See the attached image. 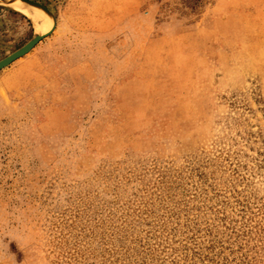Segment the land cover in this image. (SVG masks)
<instances>
[{
    "label": "rangeland",
    "instance_id": "rangeland-1",
    "mask_svg": "<svg viewBox=\"0 0 264 264\" xmlns=\"http://www.w3.org/2000/svg\"><path fill=\"white\" fill-rule=\"evenodd\" d=\"M32 1H0V60L42 36L0 70V264H264V0Z\"/></svg>",
    "mask_w": 264,
    "mask_h": 264
},
{
    "label": "water",
    "instance_id": "water-1",
    "mask_svg": "<svg viewBox=\"0 0 264 264\" xmlns=\"http://www.w3.org/2000/svg\"><path fill=\"white\" fill-rule=\"evenodd\" d=\"M0 1H7V2H14L17 0H0ZM24 2L27 5H32L40 8V5L32 0H20ZM42 39V36L36 35L33 37L26 45H24L22 48L14 52L13 54L9 55L8 57L0 60V70L8 67L13 62L18 60L19 58L25 56L28 54Z\"/></svg>",
    "mask_w": 264,
    "mask_h": 264
},
{
    "label": "bare ground",
    "instance_id": "bare-ground-1",
    "mask_svg": "<svg viewBox=\"0 0 264 264\" xmlns=\"http://www.w3.org/2000/svg\"><path fill=\"white\" fill-rule=\"evenodd\" d=\"M14 2H17V3H15V4L18 5L17 7L20 10H22L26 15H28V16L32 17L34 20L38 21L39 26H42V25L45 26V24L49 21V20L46 19L47 17H45V15L43 13L39 12L38 9H35V8L31 7V5L29 6V5L25 4L24 2H22L20 0H17V1H14Z\"/></svg>",
    "mask_w": 264,
    "mask_h": 264
}]
</instances>
